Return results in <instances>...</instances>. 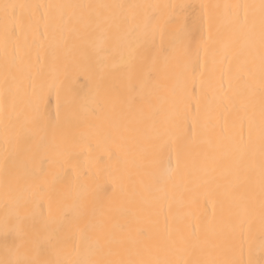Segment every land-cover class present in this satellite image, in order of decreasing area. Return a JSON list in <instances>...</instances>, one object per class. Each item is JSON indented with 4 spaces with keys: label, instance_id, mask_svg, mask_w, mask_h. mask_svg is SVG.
<instances>
[{
    "label": "snow or ice",
    "instance_id": "snow-or-ice-1",
    "mask_svg": "<svg viewBox=\"0 0 264 264\" xmlns=\"http://www.w3.org/2000/svg\"><path fill=\"white\" fill-rule=\"evenodd\" d=\"M0 264H264V0H0Z\"/></svg>",
    "mask_w": 264,
    "mask_h": 264
},
{
    "label": "bare ground",
    "instance_id": "bare-ground-1",
    "mask_svg": "<svg viewBox=\"0 0 264 264\" xmlns=\"http://www.w3.org/2000/svg\"><path fill=\"white\" fill-rule=\"evenodd\" d=\"M192 2H198V0H192ZM68 86H70L71 89L80 96H87L90 93V90L92 89V82L88 79L86 74L80 73L69 82ZM49 103L51 105L52 110L54 111L56 103L54 95L51 97ZM208 207L210 211L211 205H209Z\"/></svg>",
    "mask_w": 264,
    "mask_h": 264
}]
</instances>
